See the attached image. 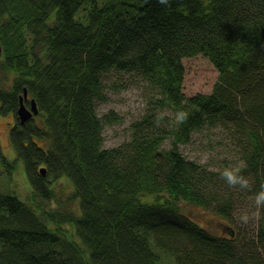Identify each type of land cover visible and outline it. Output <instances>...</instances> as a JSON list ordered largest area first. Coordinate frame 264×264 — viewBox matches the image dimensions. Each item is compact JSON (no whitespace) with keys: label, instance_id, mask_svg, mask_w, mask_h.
<instances>
[{"label":"trees","instance_id":"16d2710c","mask_svg":"<svg viewBox=\"0 0 264 264\" xmlns=\"http://www.w3.org/2000/svg\"><path fill=\"white\" fill-rule=\"evenodd\" d=\"M0 42V115H16L24 88L38 108L9 126L31 191H0V264H264V212L248 234L226 222L217 234L182 210L230 222L264 185V0H0ZM197 54L218 77L186 95L183 58ZM109 74L147 99L129 138L104 147V125L123 118L95 110ZM202 128L235 147L248 195L221 177L228 167L182 154ZM14 160L0 142V161Z\"/></svg>","mask_w":264,"mask_h":264},{"label":"rangeland","instance_id":"374dc122","mask_svg":"<svg viewBox=\"0 0 264 264\" xmlns=\"http://www.w3.org/2000/svg\"><path fill=\"white\" fill-rule=\"evenodd\" d=\"M185 73L183 81V91L186 95L195 93H208L218 77V70L203 55L197 54L183 58ZM104 98L97 99L95 102L96 113L101 116L113 109L123 118L120 123L113 125H104L103 127V145L110 147L117 145L129 138L128 125L138 118L143 112L147 99L146 89L135 81L129 82L127 77L119 78L108 75L104 80ZM12 115H0V142L3 155L10 160L16 158L15 153L9 143L8 131L11 124ZM40 143L43 141L39 140ZM169 145L166 140L164 147ZM180 151L184 156L200 163H206L209 168L219 169L221 166L237 167L242 161L236 154L235 147L229 140L222 135L218 128H202L195 131L189 142L180 145ZM15 167L7 168L0 161V191L17 194L23 201L31 191V185L26 177L24 162L20 158L14 160ZM18 171L19 173H15ZM70 187L67 185V190ZM248 195L246 190H243ZM55 204V202H53ZM236 209L233 212L232 219L227 220L217 216L207 209L198 206L184 204L182 207L185 214L191 216L198 223L214 230L215 233L228 234L223 229L224 223H229L233 227H239L242 232L247 234L250 231L258 229L259 218L250 220L248 224L238 222V217L242 212L253 213L254 196H247L236 202Z\"/></svg>","mask_w":264,"mask_h":264},{"label":"clouds","instance_id":"9594fccd","mask_svg":"<svg viewBox=\"0 0 264 264\" xmlns=\"http://www.w3.org/2000/svg\"><path fill=\"white\" fill-rule=\"evenodd\" d=\"M162 5L168 6L170 0H158ZM164 119L163 115H157L155 119V126L159 127L161 121ZM189 119V113L186 111H178L176 114L175 123L179 126L184 124ZM221 177L225 180L229 188H239L240 190L251 191L253 184L248 177L243 175L240 167L225 168L221 173ZM254 208L253 213L242 212L238 217V222L241 224H248L250 220L258 218L262 212H264V185L260 190L255 193L254 196Z\"/></svg>","mask_w":264,"mask_h":264},{"label":"bare ground","instance_id":"6f19581e","mask_svg":"<svg viewBox=\"0 0 264 264\" xmlns=\"http://www.w3.org/2000/svg\"><path fill=\"white\" fill-rule=\"evenodd\" d=\"M1 43V42H0ZM25 90H26V88H24ZM24 91V90H23ZM27 91V90H26ZM104 94V93H103ZM22 95V94H21ZM26 98H27V96H26ZM26 98H24V99H26ZM25 101H27V100H23V108L25 109V111L26 112H29V113H38V108H37V106L36 107H34L30 102H25ZM20 107V102H19V104H18V107L17 108H19ZM23 109V110H24ZM12 115V120H11V122L13 123V122H15V117H17V119L20 117L19 116V114L18 113H16V115H14V114H11ZM15 116V117H14ZM21 122V121H20ZM21 123H23V122H21ZM31 140L32 141H34V139L33 138H31ZM39 144H43V142L42 143H40L39 141H37ZM37 169H38V172L39 171H41V170H44V171H46V166L43 164V162L42 163H38L37 164V167H36ZM15 173H19L18 171H15ZM26 173V172H25ZM239 230H240V228L239 227H237ZM240 232H242L241 230H240Z\"/></svg>","mask_w":264,"mask_h":264},{"label":"water","instance_id":"95a60500","mask_svg":"<svg viewBox=\"0 0 264 264\" xmlns=\"http://www.w3.org/2000/svg\"><path fill=\"white\" fill-rule=\"evenodd\" d=\"M0 54H1V43H0ZM27 96V91L24 89L23 91V94L19 96V102H20V107L17 108V113L19 114V119L21 122H24L25 120H27L29 117H31L32 114H35V113H29V112H26L25 109L23 108V99L26 98ZM30 103L36 107V104H35V101L34 99H31L30 100ZM24 109V110H23ZM42 174L45 173L44 170H41L40 171Z\"/></svg>","mask_w":264,"mask_h":264}]
</instances>
